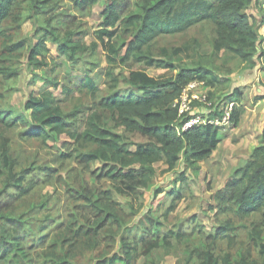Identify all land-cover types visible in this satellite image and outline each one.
Returning <instances> with one entry per match:
<instances>
[{
    "label": "trees",
    "instance_id": "obj_1",
    "mask_svg": "<svg viewBox=\"0 0 264 264\" xmlns=\"http://www.w3.org/2000/svg\"><path fill=\"white\" fill-rule=\"evenodd\" d=\"M63 1L65 0H0V54L11 57L17 53L22 54L26 49L25 41L14 40L12 32L20 31L27 6L47 10ZM66 1L71 2L83 15L99 0ZM253 2L254 0H107L101 29L94 33L97 43H93L91 47H87L83 40L75 41L76 35L83 33L78 30L82 20H77L76 16L64 11L61 16L69 19L64 21L69 24L66 27L68 29L65 30L62 28L65 24L59 23L57 27L43 30L39 43L30 50L29 60L43 57L46 43L51 41L59 46L61 55L75 65L79 63L75 58L81 56L85 65L93 66L91 61L86 60V53H94L101 46L110 68L126 66L132 61L147 68L170 69L173 68L171 63L155 59L154 43L163 36L183 34L198 25L209 24L216 32L214 49L233 54L252 69L256 66V61L264 65V41L260 40L251 17L245 13ZM187 50L188 46L185 45L176 48L174 52L181 54ZM163 53L164 56H169L168 50L164 49ZM38 65L45 66L43 63ZM108 77L113 78V74L108 73ZM76 80L78 81L73 82L74 87L93 98L94 111L86 122L85 130L73 128L48 91L47 95L31 98L26 103V113L32 122L29 124L34 128L29 135L41 139L45 144L51 140L57 141L62 135L68 136L74 145L63 156H69L72 152V155L74 153L76 158L87 164L101 162L108 165L100 171L99 176L117 183L118 192L124 197L136 200L144 198L156 174L154 165L158 162L167 165L169 171L176 170L182 162L184 169L177 182L188 183L186 171H200L199 164L207 161L224 139V125L214 122L223 123L226 112L220 111L219 103L213 102L214 95L208 100L211 106L198 101L192 103L193 107L205 108L204 114L208 119L184 129L185 124L197 119V116L194 113L180 114V97L188 85L193 82H204L210 86L217 84L218 79L207 68L182 67L170 79L153 78L141 70L131 71L128 83L139 94L126 97L111 95L97 99L98 82L95 76L85 73ZM46 85L47 89L58 88L59 80L48 81ZM67 93L71 94V90ZM226 99L229 105L234 104L227 122L238 128L245 114L242 94L235 89ZM263 100L264 96H258L255 103ZM0 121L12 128L25 123L26 119L0 112ZM112 123L123 134L113 133ZM126 137L136 140L132 143L136 147L135 151L129 150L125 145ZM2 163L9 167L6 186L13 188L16 193L5 195L4 191H0V264H75L72 259L79 245L95 246L90 235H97L105 225L121 220L118 212L108 206L111 213L101 218L98 228L81 229V232L77 230L74 240L55 237L49 246L51 251H42L40 248L34 255L27 245V241L31 239L22 230L26 223L25 215H15L17 203L30 194L33 187L27 186L26 177H18L13 173L10 157L4 155ZM160 193L162 191L156 194ZM176 196L181 198V192H177ZM215 202L221 214L231 212L238 220L261 214L264 225V130L259 136V145L249 160L236 170L225 188L216 193ZM92 203L96 212H102L103 206L99 198ZM235 222V219H228L222 223L212 236L213 239L217 241L234 234L238 230ZM243 226L248 229V238L255 244L264 264V229L254 223ZM84 237L88 241H83ZM182 237L172 231L162 234L156 225L146 235L136 237L135 241L122 238V253L99 257L94 264H136L142 257L150 260L159 250H171ZM44 239L42 237L36 243H45ZM188 256L192 262L200 264H258L245 252H240L236 261H233L231 254H226L223 258L217 257L213 246L197 248L189 252Z\"/></svg>",
    "mask_w": 264,
    "mask_h": 264
},
{
    "label": "rangeland",
    "instance_id": "obj_2",
    "mask_svg": "<svg viewBox=\"0 0 264 264\" xmlns=\"http://www.w3.org/2000/svg\"><path fill=\"white\" fill-rule=\"evenodd\" d=\"M261 1L254 0L245 11L251 17L257 33L264 16ZM106 6L107 0H99L83 15L66 0L47 10L27 6L20 31L12 32L14 40L25 41L26 49L22 54L17 53L11 57L0 54V112L26 119L25 123L12 128L0 121V191H4L5 195L16 193L13 188L6 186L9 167L2 162L3 156L7 155L13 163V173L18 177H26L27 186L33 187L32 192L17 203L15 212V215H25L26 223L22 230L31 239L27 241L29 251L34 255L40 248L42 251H51L49 246L55 237L74 240L77 230L81 232V229L84 231L96 227L102 217L111 213L108 209L111 206L118 212L120 222L105 225L97 235L91 234L90 239L95 246L79 245L72 259L75 264H94L99 257L120 254L122 238L135 241L136 237L146 235L156 225L162 234L172 231L183 237L171 250H159L150 260L142 257L136 264H200L192 262L188 253L197 248L204 249L205 246H213L216 256L220 258L231 254L233 261H236L239 253L245 252L253 261L262 264L255 244L248 238V229L243 226L254 223L264 229L262 215L255 214L248 219L238 220L231 212L221 214L215 195L225 188L236 170L246 164L259 145V138L254 139L252 135L256 136L257 132L264 130V108L260 107L257 111L258 104L262 102L263 105L264 100L255 103L256 97L264 96V65L256 61V66L251 69L233 54L217 52L214 49L215 28L209 24L198 25L183 34L163 36L154 43L155 59L171 63L173 68L170 69L147 68L132 61L126 66L110 68L101 46L94 53H86V60L91 61L93 66L85 65L81 56L75 58L79 61L75 65L61 55L59 46L51 41L46 43L44 58L29 60L30 50L39 43L43 30H50L59 26V23L65 24V20L69 21L61 16L64 11L82 20L78 30L83 33L76 35L75 41L83 40L87 47L97 43L94 33L101 29ZM68 25L62 28L66 30ZM185 45L188 46L187 51L175 54L176 48ZM164 49L168 50L169 56H164ZM38 63L45 66L41 67ZM182 67H204L218 79L215 86L204 82L193 89L187 86L185 91L190 98L208 103L211 95H214L213 102L219 103L220 111L227 114L231 105L226 97L238 89L245 109L238 128L229 122L222 124L223 141L207 161L199 164L200 171H186V184L177 182L184 169L182 162L174 171H169L167 165L158 162L154 165L156 174L144 198L136 200L124 197L119 194L117 183L99 176L100 171L108 165L101 162L87 164L76 158L74 153L72 155V152L69 156H63L69 153L67 149H73L74 142L68 136L62 135L57 141L51 140L45 144L41 139L29 135L34 128L29 124L32 122L26 113V103L31 98L47 95L48 91L73 128L85 130L86 122L94 111L93 98L73 85L85 73L96 77V98L102 99L111 95L126 97L139 94L128 83L131 71L141 70L153 78L170 79ZM108 73H112L113 78H109ZM71 78H75L74 81L70 82ZM52 80H59V87L47 89L46 82ZM68 90H71V94L67 93ZM211 105L208 103V106ZM204 109L193 107L190 101L187 113H194L200 121H204L208 119ZM257 115L261 116L262 122L255 124L254 130L249 132L252 129L250 124ZM112 126L113 133L123 134L114 123ZM135 141L134 138L124 139L131 151L136 150L132 144ZM158 191L162 193L156 194ZM177 192H181V198L176 196ZM97 198L103 206L102 212H96L92 207V201ZM228 219H235L238 230L215 241L212 236ZM42 237H45V243H36ZM32 240L35 241L32 243ZM82 240L88 241L87 237Z\"/></svg>",
    "mask_w": 264,
    "mask_h": 264
},
{
    "label": "built area",
    "instance_id": "obj_3",
    "mask_svg": "<svg viewBox=\"0 0 264 264\" xmlns=\"http://www.w3.org/2000/svg\"><path fill=\"white\" fill-rule=\"evenodd\" d=\"M261 2H263L262 3V6L264 8V0H262ZM258 35L260 37V40L264 41V16H263V19H262V24H261V27H260V30H259ZM198 86H199V83L198 82H193L190 85H188V88L193 89V88H196ZM185 90H184L182 96L180 97V114H185V112L187 113L188 112V104H189V102L191 101V105H192L193 101H195L194 99H192L193 97L190 98V96L186 93ZM201 103H206V102L205 101H201ZM230 105H231L230 106V112H228L226 114V116H225V118L223 120V123H220V122H217V121L214 122V123L220 125V124H224V123H226L228 121V119L230 117L231 110H232L234 104H230ZM199 121H200V119L197 118V119L191 121L190 123L185 124V128L184 129L189 128L192 124L198 123Z\"/></svg>",
    "mask_w": 264,
    "mask_h": 264
},
{
    "label": "crops",
    "instance_id": "obj_4",
    "mask_svg": "<svg viewBox=\"0 0 264 264\" xmlns=\"http://www.w3.org/2000/svg\"><path fill=\"white\" fill-rule=\"evenodd\" d=\"M261 103V104H260ZM259 104H258V107H257V111H258V109L261 107V108H264V104L262 105V102H260ZM261 123L262 121H261V116H255L254 118H253V123H251L250 124V127L252 128L249 132H252V130H254V128L256 127V126H254L255 124L257 125L258 123ZM261 132H262V129H261ZM261 132H257L256 133V136H253L252 135V137L254 138V139H258L259 138V136H260V134H261ZM257 143H258V140H257Z\"/></svg>",
    "mask_w": 264,
    "mask_h": 264
}]
</instances>
